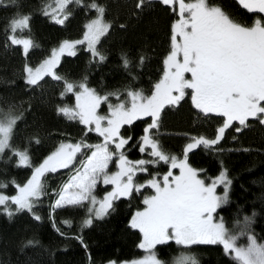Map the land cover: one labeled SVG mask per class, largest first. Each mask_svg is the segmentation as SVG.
<instances>
[{
    "label": "snow or ice",
    "instance_id": "6c2138e0",
    "mask_svg": "<svg viewBox=\"0 0 264 264\" xmlns=\"http://www.w3.org/2000/svg\"><path fill=\"white\" fill-rule=\"evenodd\" d=\"M53 2L55 7L49 3L41 11L57 24L63 25L72 15L70 5L95 10L96 15L85 24L81 39L63 41L38 67L26 62L25 83L41 87L45 77H50L62 84L61 97L71 94L75 103L58 107V113L83 125L85 136L95 132L102 142L89 144L83 139L76 143L61 142L39 166H33L28 149L21 150L12 144L16 125L23 114H17L14 106L6 111L0 109V158L8 152L11 154L9 160L13 156L18 158L17 167L34 168L23 185L15 180L0 181V212L11 218L27 211L35 220H41L34 209L46 195L45 174L68 169L71 174L56 193L58 198L50 208L52 212L64 208L85 209L87 215L82 228L107 215L113 201L121 197L132 198L145 189L152 190L151 195L143 197V209L136 211L130 221V227L142 234L137 247L145 255L123 264H165L158 258L156 249L169 242L183 249L221 245L234 264H264V243L258 242L250 230L252 217L243 218L244 225L237 233L217 216V209L229 203L232 180L227 169L222 168L215 178L202 177V170L194 169L188 163V154L194 149L223 151L218 145L234 123L239 125L235 128L237 132L248 127L250 120L264 125V0H238L243 9L258 16L250 25L234 20L210 0H156L167 6L178 19L170 27V52L163 60L162 78L154 83L150 95L131 86L102 95L88 86L87 76L74 82L59 75L56 68L60 57L64 54L75 56L79 45L86 46L85 50L91 54L90 63H104L107 57L97 45L109 34L112 24L105 20V7L96 0L90 3L85 0ZM153 2L137 0L134 7L141 12ZM16 3L17 0H0V7ZM30 19V14L17 13L5 30L6 43L22 45L25 58L30 49L37 47L33 40L22 35L30 31ZM121 60L123 69L135 81L137 76L131 71L132 61L126 55H122ZM145 60L146 57L141 56L135 66L142 68ZM188 89L193 107L203 117L215 115L223 119L214 137L190 136L182 156L178 157L166 152L158 139L159 117L165 105L178 104ZM112 97H115V103ZM102 104L107 105L106 114L99 111ZM145 118H150V123H146L135 146L150 159L132 161L125 148L132 137H125L121 129ZM35 142L39 143V139ZM161 162L169 165L165 174L149 172L150 166ZM110 164H115L117 171L110 172ZM173 169H178L179 174H174ZM138 173H147L150 178L139 183L135 179ZM98 184L111 185L112 189L99 197L96 194ZM9 185L15 187L16 194H6L4 190ZM218 187H222V194L217 193ZM49 218L60 232L51 213ZM62 223L69 228L72 226L70 220ZM60 234L64 235L63 232ZM241 236L246 237V244H238ZM77 238L83 244L82 237ZM33 244L34 241L29 240L25 246ZM109 264L117 262L109 261ZM173 264H199V261L194 254L183 252L173 259Z\"/></svg>",
    "mask_w": 264,
    "mask_h": 264
},
{
    "label": "trees",
    "instance_id": "16d2710c",
    "mask_svg": "<svg viewBox=\"0 0 264 264\" xmlns=\"http://www.w3.org/2000/svg\"><path fill=\"white\" fill-rule=\"evenodd\" d=\"M90 2L85 0V3ZM96 2L105 7V18L112 24L109 34L97 45L107 60L99 65L90 63L91 54L84 45H79L75 56H62L56 68L57 73L74 82L87 76L88 86L102 95L123 90L126 86L143 89L146 95H150L154 83L162 78L163 60L170 52V27L178 17L156 0L141 12H137L134 7L137 0ZM210 2L236 21L243 22L251 18L233 0ZM49 3L55 7L53 0H17L15 5L0 7V109L6 111L14 106L13 110L17 114H23L16 125L12 144L21 150L28 149L33 166H39L61 142L76 143L82 139L89 144L102 142L95 132L85 136L83 125L58 113V107L73 106L75 103L71 94L61 97L62 84L50 77H45L41 87H31L25 83L26 62L32 67L38 65L63 41L82 38L85 24L96 15L95 10L70 5L72 15L63 25L57 24L42 14V8ZM17 13L31 16L30 31L22 35L33 40L37 47L30 49L27 58L23 55L22 45L6 43L5 30L9 20ZM122 55L132 61L131 71L137 76L135 81L123 69ZM141 56H145L146 60L143 67L138 68L135 65ZM185 75L190 78V74ZM111 100L116 102L115 97ZM99 111L106 114L107 105L102 104ZM222 119L215 115L203 117L193 107L191 90L188 89L178 104L165 105L161 110L158 139L166 152L180 157L190 136L214 137ZM146 123H150V118L135 121L131 126L126 125L121 129L125 137H132L129 145L125 146L128 159L132 161L150 159L135 146L143 135ZM236 127H239L238 123L226 130L224 139L218 145L223 151L209 152L202 147L194 149L188 154V163L194 169L202 170V177L215 178L222 168L227 169L232 180L229 203L217 210V216L223 218L229 229L237 231L243 227L245 216L252 217L250 230L258 242L264 243V125L250 120L249 126L240 132L235 131ZM36 138L39 143L35 142ZM10 155L6 152L0 158V181L15 180L21 185L28 180L33 168L17 167L18 158L13 156L9 160ZM116 169L115 164L109 167L110 172ZM168 170L169 165L163 162L149 167V172H158L161 176ZM172 171L179 174L178 169ZM70 174L68 169L45 174L46 195L41 197V203L34 209L41 220H35L27 211L11 218L0 212V264H109V261L119 263L145 255L137 247L142 234L130 227V221L136 210L143 208L142 200L149 189L132 198L121 197L113 201L107 215L94 219L91 226L82 228L87 215L85 209L64 208L52 212L50 208L57 198L56 193ZM149 178L147 173H138L135 179L144 183ZM110 188L111 185L99 184L96 194L101 197ZM219 190L222 191V187ZM4 191L11 195L16 189L9 185ZM50 213L64 235L53 227ZM66 220L71 221L70 228L62 223ZM77 237H82L83 244ZM29 240L34 241V244L25 246ZM156 252L165 264H173V259L183 252L194 254L199 264H234L224 254L221 245L183 249L169 242L168 245H158Z\"/></svg>",
    "mask_w": 264,
    "mask_h": 264
},
{
    "label": "rangeland",
    "instance_id": "374dc122",
    "mask_svg": "<svg viewBox=\"0 0 264 264\" xmlns=\"http://www.w3.org/2000/svg\"><path fill=\"white\" fill-rule=\"evenodd\" d=\"M94 17H95V16H94ZM94 17H92V18H94ZM92 18H91V19H92ZM105 20L108 21L106 18H105ZM78 39H81V38H77V39H74V40H68V41H75V40H78ZM61 44H62V43H61ZM61 44H60V45H61ZM60 45H58L55 49H58ZM77 47H78V46H77ZM85 47H86V46H85ZM50 55H51V54H49V55L47 56V58H49ZM64 55H65V54H64ZM62 56H63V55H62ZM62 56L60 57V59L62 58ZM47 58H45V59H47ZM45 59H44V60H45ZM41 63H42V62H41ZM38 66H39V64H38V65H35V66H33V67L35 68V67H38ZM100 113H101V112H100ZM101 114H102V113H101ZM64 143H69V142H64ZM55 150H56V149H55ZM55 150H54V151H55ZM110 166H111V164L109 165V167H110ZM33 170H34V168H33ZM33 170H32V172H33ZM115 171H117V169H116V170H113V171H111V172H115ZM31 174H32V173H31ZM176 174H178V173H176ZM30 176H31V175H30ZM29 178H30V177H29ZM29 178H28V179H29ZM67 180H68V179H67ZM26 181H27V180H26ZM26 181H25L24 183H26ZM24 183H22L21 185H23ZM98 186H99V184H98ZM220 188H221V187H220ZM111 189H112V186H111V188H110L109 190H106V191H111ZM106 191H104V192L102 193V196L105 194ZM217 193H218V194H222V191L219 190V187L217 188ZM6 194H7V193H6ZM14 194H16V192H15ZM14 194H11V195H14ZM151 194H152V190L149 189V190L146 192V196H147V195H151ZM8 195H9V194H8ZM97 196H98V195H97ZM102 196H101V197H102ZM99 197H100V196H99ZM57 198H58V197H57ZM57 198H56V199H57ZM56 199H55V200H56ZM143 207H144V206H143ZM142 209H143V208L141 207V208L138 209V210H142ZM138 210H136V211H138ZM217 210H218V209H217ZM233 231H236L237 233L239 232V231H237V230H233ZM237 242H238V244H242V245H243V244H246V243H247L246 237L241 236V237L238 239ZM117 264H123V262H119V263H117Z\"/></svg>",
    "mask_w": 264,
    "mask_h": 264
},
{
    "label": "flooded vegetation",
    "instance_id": "af4514ba",
    "mask_svg": "<svg viewBox=\"0 0 264 264\" xmlns=\"http://www.w3.org/2000/svg\"><path fill=\"white\" fill-rule=\"evenodd\" d=\"M233 1L236 3V5H237L242 11L246 12V13L249 14L250 17H251L249 20H244L243 22H242V21H238V22H240L241 24H248V25H250V24H252V22H253L256 18H258L257 15L252 14V13H249V12H247V10L243 9L242 6L239 5L238 0H233Z\"/></svg>",
    "mask_w": 264,
    "mask_h": 264
}]
</instances>
